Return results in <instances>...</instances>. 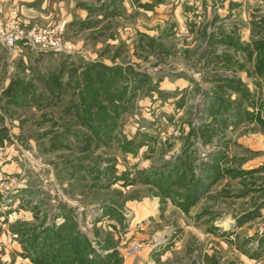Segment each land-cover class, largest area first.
I'll use <instances>...</instances> for the list:
<instances>
[{"label":"rangeland","instance_id":"obj_1","mask_svg":"<svg viewBox=\"0 0 264 264\" xmlns=\"http://www.w3.org/2000/svg\"><path fill=\"white\" fill-rule=\"evenodd\" d=\"M12 21L60 30L73 47L0 43V264H35L20 255L21 233L61 223L63 208L103 254L102 242L125 232L128 205L149 200L155 217L114 250L120 264H264V68L255 42L264 41V0H0V26ZM105 65L123 76L108 90L121 109L111 137L98 139L79 95ZM185 152L195 175L214 168L183 210L180 188L162 195L137 172ZM108 205L122 224L104 214ZM132 241L140 247L129 255Z\"/></svg>","mask_w":264,"mask_h":264},{"label":"trees","instance_id":"obj_2","mask_svg":"<svg viewBox=\"0 0 264 264\" xmlns=\"http://www.w3.org/2000/svg\"><path fill=\"white\" fill-rule=\"evenodd\" d=\"M145 5L147 4H142V6ZM149 5L152 6V3ZM255 42L259 54L256 68L258 71H261V69L264 68V41L258 40ZM20 43L27 45L22 40H20ZM104 69L105 73L100 72L99 74V76L102 75L100 80H97L96 84L87 81L85 84V91H82L79 95V107L81 112H83V116L81 115L83 118L82 120H84V115L86 114L87 117L85 120L87 128L95 132L98 139H100L99 137H111L110 130L115 127L116 117L121 109V104L118 98H116V95H111L108 90L110 91V88L113 86L112 83L114 78L117 77L118 84L123 76H120L119 68H112L105 65ZM107 71L109 72V79L107 80L104 78L103 80V75H105ZM53 77L54 76L51 78ZM57 80V78H54L53 83L48 84L56 87L55 84ZM144 83L145 82H142V84ZM227 83L229 84L230 81ZM117 86L119 87L120 84ZM27 89V87L22 88L21 93H25ZM117 97L120 96L117 94ZM100 99H104L106 102L100 101ZM105 103L111 106L109 107L111 116L105 112ZM180 158V160L175 162L166 161V164L161 166V168L150 169L148 171L140 170L137 173H143V178L139 179L158 189V192L162 195H165L167 192H175L172 187L180 188L182 192H176V195L181 196L182 200H179L177 205L183 210H186L206 192L207 186H202L203 183L201 178L203 175L206 178L211 176L214 166L206 164V169L200 170L198 174L195 175L192 172L193 166H189L192 163L191 156L185 152ZM186 168L189 169L187 171L191 172L189 178H185ZM109 179L110 178H102L103 182L100 183L105 185L106 182L111 181ZM121 179L123 180V185L132 184L135 180L129 178H113V182L121 181ZM116 208L117 206L115 207V205H108L104 214L122 224L123 214ZM61 215L63 221L59 224L53 221L51 224L35 227L29 234H27L28 232L20 231V233L24 232V235L21 233L23 238H20L19 241L21 248L20 255L22 257L31 259L35 264H120L117 251L111 250L105 252L110 247L108 243L105 244L104 242L99 246L103 254L96 250V247L93 246L88 236L79 229L71 209L63 208ZM112 225L117 228V225Z\"/></svg>","mask_w":264,"mask_h":264},{"label":"built area","instance_id":"obj_3","mask_svg":"<svg viewBox=\"0 0 264 264\" xmlns=\"http://www.w3.org/2000/svg\"><path fill=\"white\" fill-rule=\"evenodd\" d=\"M17 40L24 41L27 45L44 51L71 52L72 45L64 40L60 30L45 28L24 30L16 22L0 26V43L13 46ZM140 244L132 241L126 248V254L138 250Z\"/></svg>","mask_w":264,"mask_h":264},{"label":"crops","instance_id":"obj_4","mask_svg":"<svg viewBox=\"0 0 264 264\" xmlns=\"http://www.w3.org/2000/svg\"><path fill=\"white\" fill-rule=\"evenodd\" d=\"M241 29H243V26L241 27ZM247 33L248 30L246 31ZM248 36L244 35V37L242 38V40H247ZM135 204L133 205H128L129 207V214L127 216V222H128V226L125 229V232L118 235H115V238L112 239V244H110V247L107 251L105 252H109L111 250H120V245L123 244L124 239H127L129 237L133 236H138L139 232L138 230L144 227V224L146 222H149L150 218H154L155 216V210L157 205L156 201H150L149 203H144V204H139L137 205V209L134 208ZM133 207V208H132ZM104 243V242H102ZM125 262H123V264H125Z\"/></svg>","mask_w":264,"mask_h":264}]
</instances>
